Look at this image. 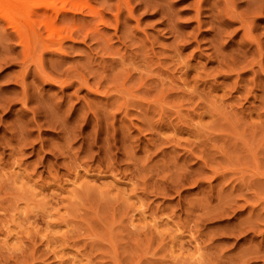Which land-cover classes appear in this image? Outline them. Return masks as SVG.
I'll return each instance as SVG.
<instances>
[{"label":"rangeland","instance_id":"1","mask_svg":"<svg viewBox=\"0 0 264 264\" xmlns=\"http://www.w3.org/2000/svg\"><path fill=\"white\" fill-rule=\"evenodd\" d=\"M78 5L0 12V264H264V0Z\"/></svg>","mask_w":264,"mask_h":264},{"label":"bare ground","instance_id":"2","mask_svg":"<svg viewBox=\"0 0 264 264\" xmlns=\"http://www.w3.org/2000/svg\"><path fill=\"white\" fill-rule=\"evenodd\" d=\"M58 1L59 0H0V12L3 15L1 17L12 26L15 33L14 37L19 39L20 44L27 51H30L34 44L44 45L45 42L46 46L44 47H49V43L55 44L59 41L56 45H59L58 48H61L62 40L73 39V32L71 30L66 31V28V30L63 29L67 32L66 35L64 37L60 36L61 28L57 25V21L60 19L59 17H61V15L62 19L66 22L73 19L79 5L78 0H60L59 2L64 5L69 2L70 8L65 9L63 6L58 7ZM38 23L43 26L42 28L47 32V39L43 38L40 30H35L36 28L38 29ZM68 23H70V21H68ZM57 37L58 41L56 42ZM32 43L34 44L32 45ZM27 55L30 57L29 53H25L24 56Z\"/></svg>","mask_w":264,"mask_h":264}]
</instances>
